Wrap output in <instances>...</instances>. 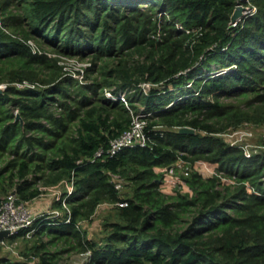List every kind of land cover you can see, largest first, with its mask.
<instances>
[{
    "label": "trees",
    "instance_id": "trees-1",
    "mask_svg": "<svg viewBox=\"0 0 264 264\" xmlns=\"http://www.w3.org/2000/svg\"><path fill=\"white\" fill-rule=\"evenodd\" d=\"M0 85V205L63 187L0 264H264V147L226 137L264 125V0H0ZM143 113L149 143L110 155ZM179 161L188 190L165 192Z\"/></svg>",
    "mask_w": 264,
    "mask_h": 264
},
{
    "label": "rangeland",
    "instance_id": "rangeland-1",
    "mask_svg": "<svg viewBox=\"0 0 264 264\" xmlns=\"http://www.w3.org/2000/svg\"><path fill=\"white\" fill-rule=\"evenodd\" d=\"M79 66H81L80 62H76L73 59L71 60L70 67H72L73 69H78ZM240 130V134L232 136L228 132L226 133V137L229 140H234L236 143L241 142L246 144L250 151L264 147V125L247 123L242 125ZM202 162L197 161L194 165V169L199 171L204 176L211 175L216 172V163L208 162L206 164H203ZM182 172L183 171H181L180 169H177L171 177V180L162 182L160 186L161 189L168 193L174 192L176 188H180L183 191L188 190V187L183 183V180L181 179L180 175L182 174ZM225 179L226 178L223 177V180ZM62 190L63 187L61 188L60 186L50 188L43 195L28 202V204H26L27 209H29V211L33 215H39L46 211H52L56 213L57 209L51 207L52 200L56 195L60 194ZM109 207L110 206L108 203H102L97 209V212L94 214L93 218L89 222L84 223V226L88 229L90 235L99 233L101 231L102 218L108 213ZM28 242H30V240L19 236L18 238H15L13 241H10L5 245H0V255L17 257L20 249ZM86 258L87 256L85 254L72 251L70 253L63 254L59 264H86Z\"/></svg>",
    "mask_w": 264,
    "mask_h": 264
},
{
    "label": "built area",
    "instance_id": "built-area-1",
    "mask_svg": "<svg viewBox=\"0 0 264 264\" xmlns=\"http://www.w3.org/2000/svg\"><path fill=\"white\" fill-rule=\"evenodd\" d=\"M178 26L182 28L181 25ZM30 43L32 45L34 44L32 41H30ZM144 86L145 89H148L149 83H144ZM106 93L107 95L113 98H119L123 101H126L125 97L122 94L113 95L109 90H107ZM144 115H146V113L135 115L131 122L130 127L124 130L118 137L111 140L110 146L107 150L110 155L116 154L118 151H120L123 147L126 146H131L134 144H139L144 146L149 143V135L146 130V119ZM240 133H241L240 129L233 132H229V134H231L232 136L238 135ZM230 141L232 144L236 143L234 140H230ZM244 146L246 147L245 148L246 154L249 156L250 150L246 144H244ZM101 152L102 151H98L97 155H100ZM198 162H202V161H198ZM202 163L206 164L208 162L203 161ZM177 168L183 171L184 174L188 173V168L184 167L183 163L179 161L175 165L163 168L164 171L163 182L171 180V177L176 172ZM116 186L119 187L120 184L118 183L116 184ZM36 216L38 215L35 214L33 215L29 211V209H27L24 203L17 204L13 198H10L9 200L3 202L2 205H0V230L2 229L9 230V235L13 233H18L21 229L30 226L33 220L36 218ZM31 233L32 231L28 230L26 231L25 235L30 236ZM0 243L5 244V237L0 239Z\"/></svg>",
    "mask_w": 264,
    "mask_h": 264
},
{
    "label": "water",
    "instance_id": "water-1",
    "mask_svg": "<svg viewBox=\"0 0 264 264\" xmlns=\"http://www.w3.org/2000/svg\"><path fill=\"white\" fill-rule=\"evenodd\" d=\"M250 10V7L248 5H244L243 3H238L235 6V9L231 15V23L230 26L235 25L240 19H242L245 14ZM4 90V86L0 85V93H2ZM16 119H21L20 115L17 114L16 115ZM21 123H23V120L21 119ZM180 132L182 133H194L195 129L188 127V126H184L180 128ZM15 191L13 190L12 193H14ZM9 235V230L7 229H2L0 230V239H2L3 237H6Z\"/></svg>",
    "mask_w": 264,
    "mask_h": 264
},
{
    "label": "crops",
    "instance_id": "crops-1",
    "mask_svg": "<svg viewBox=\"0 0 264 264\" xmlns=\"http://www.w3.org/2000/svg\"><path fill=\"white\" fill-rule=\"evenodd\" d=\"M163 168H164V167H156L155 169H156L157 171H163Z\"/></svg>",
    "mask_w": 264,
    "mask_h": 264
}]
</instances>
